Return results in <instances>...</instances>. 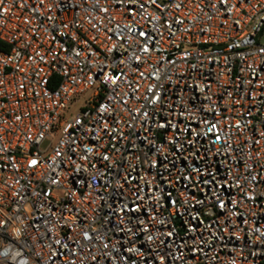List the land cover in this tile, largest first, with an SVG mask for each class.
I'll return each mask as SVG.
<instances>
[{
    "label": "built area",
    "instance_id": "built-area-1",
    "mask_svg": "<svg viewBox=\"0 0 264 264\" xmlns=\"http://www.w3.org/2000/svg\"><path fill=\"white\" fill-rule=\"evenodd\" d=\"M0 264H264V0H0Z\"/></svg>",
    "mask_w": 264,
    "mask_h": 264
},
{
    "label": "rangeland",
    "instance_id": "rangeland-1",
    "mask_svg": "<svg viewBox=\"0 0 264 264\" xmlns=\"http://www.w3.org/2000/svg\"><path fill=\"white\" fill-rule=\"evenodd\" d=\"M78 108H79V107L74 108V109L72 110L71 114H75V113H77Z\"/></svg>",
    "mask_w": 264,
    "mask_h": 264
}]
</instances>
